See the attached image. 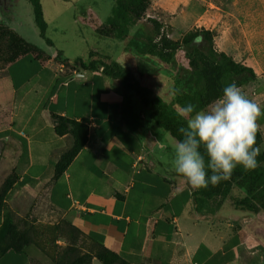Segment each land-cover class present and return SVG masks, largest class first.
<instances>
[{
  "label": "crops",
  "instance_id": "obj_1",
  "mask_svg": "<svg viewBox=\"0 0 264 264\" xmlns=\"http://www.w3.org/2000/svg\"><path fill=\"white\" fill-rule=\"evenodd\" d=\"M79 1L42 0L48 30L54 25L66 36L63 26L69 17L72 25L87 29L82 41L100 38L98 31L111 19L116 0L105 10L95 0L74 14ZM150 1L147 18L167 25L152 11L169 10L167 2ZM14 19L12 29L42 55L21 57L0 81V193L8 192L6 207L20 195L38 197L127 264H264V242L238 224L246 217L193 212L194 189L164 158L176 139L158 128L134 127L110 79L96 71L68 73L58 64L60 59L73 63L66 53H52L28 40L18 32V10ZM92 52L97 51L88 48L89 57ZM251 86L256 91L250 98L264 106V75ZM57 118L88 131L83 148L61 170L60 161L76 138L71 132L57 133ZM260 124L264 143V117ZM157 140L169 147L162 150ZM5 214L0 212V229ZM30 259L12 250L0 256V264H30ZM92 264L102 263L96 258Z\"/></svg>",
  "mask_w": 264,
  "mask_h": 264
},
{
  "label": "rangeland",
  "instance_id": "obj_2",
  "mask_svg": "<svg viewBox=\"0 0 264 264\" xmlns=\"http://www.w3.org/2000/svg\"><path fill=\"white\" fill-rule=\"evenodd\" d=\"M96 1L104 10L113 2ZM165 1L169 10L154 8L152 11L159 13L167 25L155 17L152 20L156 24L146 16L131 26L128 37L123 40L105 26L98 31L103 38L89 37L84 42L81 34L86 36L87 29L72 25L66 17L63 26L66 36L55 30L54 25L48 30L47 38L53 42L50 47L40 35L29 0H0V28L15 32L11 23L16 20L18 10V32L47 51L65 52V57L73 63L60 59L58 64L65 65L68 73L96 69L104 75L102 64L119 63L128 68L131 76L127 85L121 79L107 77L112 82L113 91L124 99L126 120L137 129L148 126L164 131L153 121V111L144 105L138 90L149 89L152 98L162 99L169 113L180 118L176 107L187 103L196 105L197 95L203 91L205 83L194 75L184 49L175 53L162 52V37L183 44L187 35L195 36L194 47L198 48L205 46L201 33L207 31L215 53L225 54L235 64L257 71L256 78L264 75V0ZM93 2L95 0L79 1L74 14L81 13L82 7ZM8 38L0 42V81L4 80L15 55V43ZM88 48L97 52H92L89 57ZM19 50L18 42V56ZM77 58L82 59L77 61ZM231 79L235 83L238 81L235 76ZM255 80L240 87L249 97L256 91L251 86ZM163 133L175 141L167 132ZM260 149L264 151L263 139ZM164 156L171 162L172 152H166ZM192 209L195 214L208 217L221 212L224 216L241 214L246 219L238 224L257 234L264 242V199L250 196L247 190L235 184L229 190L221 183H209L207 188L194 189ZM5 210L15 222L6 246L18 248L27 241L32 255L30 264H92L96 258L108 260L103 249L62 220L38 197L32 200L29 194L20 195L18 201Z\"/></svg>",
  "mask_w": 264,
  "mask_h": 264
},
{
  "label": "trees",
  "instance_id": "obj_3",
  "mask_svg": "<svg viewBox=\"0 0 264 264\" xmlns=\"http://www.w3.org/2000/svg\"><path fill=\"white\" fill-rule=\"evenodd\" d=\"M34 10L35 23L40 30L41 37L51 45V41L47 38L48 23L45 18L42 0H29ZM151 5L150 0H116V6L113 11V15L108 20L106 26L110 27L117 34L118 39H125L129 35V29L133 24H136L146 18L147 10ZM152 20V19H150ZM152 22L158 24L156 21ZM201 36L204 39L205 46L194 47L196 37L187 35L184 38L183 44L173 42L168 38H163L164 49L162 52H176L181 49L185 50L186 57L189 60V64L193 69L194 75L198 76L204 83L205 87L201 93L197 95L196 105L199 108L206 107L214 99L221 95L223 87L233 83L232 76L238 78L237 85L242 87L248 84L250 81L256 79V74L253 69L244 67L242 65L235 64L232 59L228 58L225 54H217L213 50L212 40L209 38V33L203 31ZM9 37V38H8ZM6 38L10 42H14V56L11 58L9 66L27 55H35L38 58L42 55V51L36 46L26 42L16 32L11 30L0 28V42L5 41ZM18 42L20 43V50L18 56ZM193 47V50H189ZM157 52V51H155ZM157 54V53H153ZM77 61H81L78 59ZM104 76L121 79L125 85L128 84L131 72L128 68L122 67L119 63L112 65L102 64ZM95 72L96 69H93ZM145 106L149 107L153 111V121L155 124L169 133L174 139H180L181 134L178 128L183 126L184 121L177 116L171 115L160 98H152L151 91L149 89L138 90ZM56 131L59 135H63L65 132H71L76 138L75 147L69 152L65 153L60 161V170L66 164L74 159L78 152L83 148V140L87 137V129L77 123H69L61 118L56 120ZM70 130V131H69ZM262 142L261 132L257 137V146L260 147ZM259 166L250 171H245L242 167H237L232 176L228 180L221 181L222 187H226L227 190L235 184L245 190H247L250 196H260L264 199V151L260 152L257 157ZM11 181L7 182V186H11ZM8 192L4 191L0 193V212H3L6 207V199ZM15 228V222L11 215L7 212L5 214L4 223L0 229V256L4 255L8 251H18L26 253L29 258L32 257L28 247L29 243L26 241L25 245L20 247L6 246V242L10 239ZM100 247V246H99ZM106 253L108 260L99 259L102 264H127L121 257L115 253L100 247Z\"/></svg>",
  "mask_w": 264,
  "mask_h": 264
},
{
  "label": "clouds",
  "instance_id": "obj_4",
  "mask_svg": "<svg viewBox=\"0 0 264 264\" xmlns=\"http://www.w3.org/2000/svg\"><path fill=\"white\" fill-rule=\"evenodd\" d=\"M176 111L184 124L178 128L181 138L171 145V166L193 189L228 180L238 166L245 171L259 166L257 137L264 106L235 82L204 108L187 103ZM156 142L162 150L169 147Z\"/></svg>",
  "mask_w": 264,
  "mask_h": 264
}]
</instances>
